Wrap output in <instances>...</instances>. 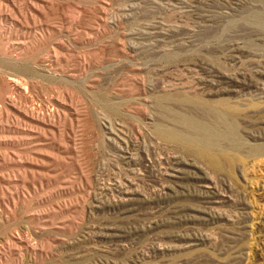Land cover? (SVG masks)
Returning <instances> with one entry per match:
<instances>
[{
  "label": "rangeland",
  "instance_id": "obj_1",
  "mask_svg": "<svg viewBox=\"0 0 264 264\" xmlns=\"http://www.w3.org/2000/svg\"><path fill=\"white\" fill-rule=\"evenodd\" d=\"M196 67L258 83L224 96L264 147V0H0V264H264V155L214 173L155 135L147 80Z\"/></svg>",
  "mask_w": 264,
  "mask_h": 264
},
{
  "label": "bare ground",
  "instance_id": "obj_2",
  "mask_svg": "<svg viewBox=\"0 0 264 264\" xmlns=\"http://www.w3.org/2000/svg\"><path fill=\"white\" fill-rule=\"evenodd\" d=\"M155 34L157 33H151ZM158 36L165 40L172 38L166 30ZM196 69L189 71L194 77L146 79L155 92L153 105L164 119V124L155 129V135L162 143L204 162L212 172L232 175L245 155H264V147L244 149L238 122L244 117L245 109L224 95L234 92L235 97H238L249 91L255 93L258 83L247 77H222L210 74V70L202 67ZM9 83L15 88L27 90L26 86H22L23 83L14 78ZM251 88L255 90L252 91ZM110 109L115 110V107ZM175 163L169 161L164 166L165 175L172 179L179 178ZM116 191L118 199L122 200L129 199L131 194L128 190ZM197 198L205 204L210 201L207 194L201 191L197 193Z\"/></svg>",
  "mask_w": 264,
  "mask_h": 264
}]
</instances>
